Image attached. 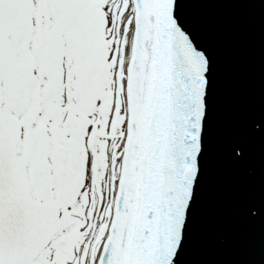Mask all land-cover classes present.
Instances as JSON below:
<instances>
[{
    "label": "snow or ice",
    "instance_id": "6c2138e0",
    "mask_svg": "<svg viewBox=\"0 0 264 264\" xmlns=\"http://www.w3.org/2000/svg\"><path fill=\"white\" fill-rule=\"evenodd\" d=\"M264 0H0V264H186L216 151L205 6ZM246 134L264 145V105ZM264 220L259 197L242 205Z\"/></svg>",
    "mask_w": 264,
    "mask_h": 264
},
{
    "label": "water",
    "instance_id": "95a60500",
    "mask_svg": "<svg viewBox=\"0 0 264 264\" xmlns=\"http://www.w3.org/2000/svg\"><path fill=\"white\" fill-rule=\"evenodd\" d=\"M194 20L216 58L218 135L246 140L249 154L234 163L214 153L186 264H264V220L241 210L264 183V145L246 134L249 115L264 105V10L205 6Z\"/></svg>",
    "mask_w": 264,
    "mask_h": 264
}]
</instances>
